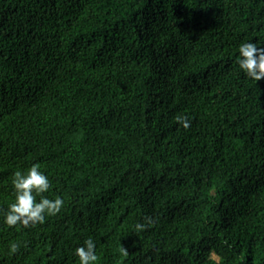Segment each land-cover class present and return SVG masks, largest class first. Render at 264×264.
<instances>
[{"label":"trees","instance_id":"trees-1","mask_svg":"<svg viewBox=\"0 0 264 264\" xmlns=\"http://www.w3.org/2000/svg\"><path fill=\"white\" fill-rule=\"evenodd\" d=\"M245 40H264V0H0V264H79L89 235L95 264H264ZM35 162L64 206L8 226L12 173Z\"/></svg>","mask_w":264,"mask_h":264},{"label":"clouds","instance_id":"clouds-1","mask_svg":"<svg viewBox=\"0 0 264 264\" xmlns=\"http://www.w3.org/2000/svg\"><path fill=\"white\" fill-rule=\"evenodd\" d=\"M236 60L248 77L255 81L264 77V40L242 41L238 45ZM175 119L186 128L191 125L187 114H177ZM11 183L14 186V199L3 211V220L8 226L43 224L48 216L59 213L64 206L62 196L46 194L53 182L39 162L32 163L27 168H16L12 173ZM145 219L147 223L138 222L135 225L137 231L155 223L152 216ZM18 247L17 243H10L11 251L15 252ZM74 254L78 257L79 264H95L98 260L96 239L92 235L87 236L83 243L75 247ZM211 258L216 259V255L213 254Z\"/></svg>","mask_w":264,"mask_h":264}]
</instances>
